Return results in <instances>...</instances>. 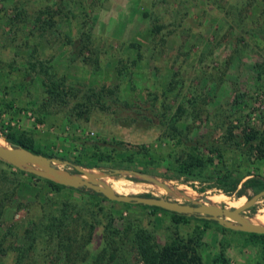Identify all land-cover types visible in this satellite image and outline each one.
Segmentation results:
<instances>
[{
	"label": "rangeland",
	"instance_id": "374dc122",
	"mask_svg": "<svg viewBox=\"0 0 264 264\" xmlns=\"http://www.w3.org/2000/svg\"><path fill=\"white\" fill-rule=\"evenodd\" d=\"M48 72L74 93L52 100L42 83ZM117 82L120 101L109 94L86 101L85 94ZM149 92L158 97L154 117L122 103ZM172 117L181 134L167 129ZM7 132L54 157L88 163L92 168L81 167L92 172L132 168L172 189L128 175L103 177L119 193L179 202L221 195L214 204L230 206L236 198L218 189L217 176L264 179V0H0V134ZM191 151L210 163L195 176L178 173L176 161ZM32 175L0 160V264L15 263L28 245L26 230L62 201L76 204L80 219L94 226L78 228L68 256L56 237H37L20 264H90L106 241L115 248L111 264H143L137 229L159 245L196 232L201 264H264L262 240L248 232L193 218L176 222L165 210L83 190L51 191ZM258 210L250 221L262 224L264 196L246 217Z\"/></svg>",
	"mask_w": 264,
	"mask_h": 264
},
{
	"label": "trees",
	"instance_id": "16d2710c",
	"mask_svg": "<svg viewBox=\"0 0 264 264\" xmlns=\"http://www.w3.org/2000/svg\"><path fill=\"white\" fill-rule=\"evenodd\" d=\"M30 65L32 67L33 64ZM42 83L49 97H51L52 100L54 98L60 99L61 96H65L68 93H74V91L76 90V88H74L73 86L66 85L63 79L62 80L56 79L55 75L52 74L51 72L50 73L48 72L44 76ZM120 86H121L120 82L114 83L113 86L102 84L101 87L95 93L91 92L85 94L84 97L88 103L94 101L100 102V98L102 96H104L105 94L106 95L109 94V96H112L114 100L118 99L120 101L118 97V94H120V92L118 91V87L120 88ZM93 96L95 97L92 99ZM139 98L140 97L135 98L134 100L128 103L127 102H122V103H126L127 106L135 108V111L137 110L136 112H139L141 108H143L146 111H148L152 117H154L155 114L158 115L159 112L156 107V102L158 97L155 94H151V92H149L146 94L144 100H140ZM182 110L183 109L181 107H178L177 113L181 112ZM159 115L163 117L164 113L162 112ZM175 117H179V115L177 114L175 115ZM177 119L178 118L172 117L170 119L169 126L167 127V129L174 133L177 132L178 134H181V132H179V129L174 125V123H176L175 120ZM231 131H232L231 127L228 128L229 134H231ZM0 137L7 143L8 146L18 145L32 151L33 153H39L45 156H52L51 154L45 153L37 149L34 146L33 141L30 138L23 136L22 134L15 135L13 132H7L4 134H0ZM246 143H247V138L244 144ZM256 147L258 148L259 153H262L260 143H258ZM242 149L243 147H238V150L241 153H243ZM245 151L247 153V146L245 147ZM57 158L64 160V157L61 156ZM209 161L210 160H206L201 155H199V153L197 154L191 151L185 154L183 159L180 157V159L176 161V166L174 167H176L177 169L176 171L180 174L195 176L199 171L201 172L203 170L204 166L210 163ZM74 164L92 168L90 164L81 163L79 160H69V164L64 166L65 168L71 166L70 170L74 171L72 168ZM116 177L118 176L115 175V178ZM44 180L51 191H59L60 189L63 188L70 190H77V191L83 190L87 194H91L93 196L106 200V198L103 197L101 194L94 192L91 189H85L83 187L72 188L57 184L48 179H44ZM216 180H217L216 186L218 187V189H221L224 194L229 195L236 199L240 198L242 195H245L244 193L245 188L253 189L255 190V192L264 188V179L260 176L252 174L251 172L243 174L242 176H232V177H230L228 173H223L217 176ZM138 195L150 196L151 194L149 192H144V193H138ZM234 200L235 199L230 200L228 202V205H231ZM216 201L217 200L211 201V203H214ZM144 206L148 207L151 211L157 209L163 210L156 206H146V205ZM75 207L76 204L74 203L62 201L61 208H58L57 212L53 211L52 209H50L48 212H45L43 214V218H41V221L38 224L26 230L28 245L23 247L18 252L14 264L22 263L21 261L25 257V254H27L28 253L27 251L33 246L34 240L37 237H41L44 235L48 236V239L56 237L58 240L57 241L58 246L61 247L62 250L68 256L75 241V237L78 234V228H81V225L84 223H86L88 227L94 226L93 222L87 223L86 221H84V219L81 220L80 210L76 209ZM251 208L252 206L246 209L243 214L246 216V211ZM167 212L170 213L171 217L176 222L193 218L202 221V223L204 224H206L209 221L217 224L213 220H206L197 215L186 216L184 214H179L175 212H170V211ZM74 213L76 214V217L73 216ZM258 215H259V210L257 214L251 216L250 218H255ZM110 222L111 221H106L104 225L105 228H109L111 224ZM248 234L260 238L263 243L262 249L264 250V234H256V233H248ZM61 239L64 240V244H60ZM133 242L136 253L143 264H201V258L199 254L200 242H199V236L197 235L196 232H193V234L189 235L187 238L175 237L172 238L168 243L159 245L157 242L154 241L150 232H147L146 230L143 229H137L136 232L133 234ZM74 255H76V253ZM114 257H115V248L112 246V241L111 242L106 241V246L103 247L98 252V254H96L93 262H91L90 264H111V261L114 259Z\"/></svg>",
	"mask_w": 264,
	"mask_h": 264
},
{
	"label": "water",
	"instance_id": "95a60500",
	"mask_svg": "<svg viewBox=\"0 0 264 264\" xmlns=\"http://www.w3.org/2000/svg\"><path fill=\"white\" fill-rule=\"evenodd\" d=\"M0 160L20 170L27 171L63 186L91 189L101 194L107 200L156 206L163 210L186 216L197 215L206 220H213L218 225L227 229L264 234V225L250 222L248 217L243 214L246 209L250 208L259 198L264 196V188L245 198L244 202L237 207L211 203L206 196H202L200 201L186 198L187 202H179L153 195L143 196L119 193L103 180V177L110 174L128 175L154 184L165 192L172 191L169 186L153 174L132 168H111L109 171L92 172L74 164L72 166L74 171H71L68 168L57 166V164L68 165L69 162L65 159L61 160L54 156L33 153L18 145L0 146Z\"/></svg>",
	"mask_w": 264,
	"mask_h": 264
},
{
	"label": "bare ground",
	"instance_id": "6f19581e",
	"mask_svg": "<svg viewBox=\"0 0 264 264\" xmlns=\"http://www.w3.org/2000/svg\"><path fill=\"white\" fill-rule=\"evenodd\" d=\"M5 142L3 141V139L0 137V146H4ZM107 183V181H105ZM181 193H179L180 195ZM182 196V195H181ZM206 198L211 202V201H214V200H219V199H222V196L221 195H209V196H206ZM224 200V199H223ZM245 200V197L244 196H241L240 198H237L233 201V203L229 206V207H237L239 206L242 202H244ZM230 201V200H229ZM248 220L250 221V217H248ZM262 220V219H261ZM252 222V221H250ZM254 223V222H252ZM255 224H258V223H255ZM262 225H264V222L262 223Z\"/></svg>",
	"mask_w": 264,
	"mask_h": 264
}]
</instances>
